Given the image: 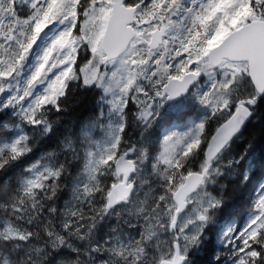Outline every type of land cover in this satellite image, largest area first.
I'll return each mask as SVG.
<instances>
[{"label": "snow or ice", "instance_id": "6c2138e0", "mask_svg": "<svg viewBox=\"0 0 264 264\" xmlns=\"http://www.w3.org/2000/svg\"><path fill=\"white\" fill-rule=\"evenodd\" d=\"M72 88L97 90L95 116L63 162L27 160ZM256 124L264 0H0V264H264ZM252 180L241 228L229 186L243 201Z\"/></svg>", "mask_w": 264, "mask_h": 264}, {"label": "trees", "instance_id": "16d2710c", "mask_svg": "<svg viewBox=\"0 0 264 264\" xmlns=\"http://www.w3.org/2000/svg\"><path fill=\"white\" fill-rule=\"evenodd\" d=\"M83 57L78 60L79 64L83 63ZM98 92L95 89L85 90L80 88H72L69 96L67 98L66 112H61L57 114L55 111L50 113L49 118L53 121L55 126V131L51 137L43 140L39 147L36 148L35 152L27 157V160H34L40 154L46 153L48 151H56L58 155L52 161L53 163H60L66 159V153L61 150L60 141L66 136L71 134L73 137L76 136L77 130L81 126L82 122L85 120L92 118L95 116L97 108H98ZM130 116L129 122L131 123ZM137 131L132 128L130 131L125 132V141L130 140V138L135 136ZM244 147L250 143L255 147L257 154L264 152V126L260 124H256L250 126L244 133ZM84 145L76 143L77 151L81 157L80 162L73 163L71 165L72 176H68L64 179V182L68 184L69 188L71 186L72 178L78 173L79 168L82 164ZM125 146V143H122L121 149ZM16 173H19V169L15 170ZM111 178H109L110 180ZM15 184V181H13ZM256 185V180H252L246 188L243 189L245 192L244 200L239 201V193L242 189L237 188L235 184L229 186V196L227 199L229 201H236V204L233 210L237 213L232 216V222H234L235 226L243 227L248 220V208L246 202L248 201L249 196L252 194V190ZM143 197V193L141 194V198ZM70 198L69 189L65 188L59 194V198L56 201L58 208H63L64 203L67 199ZM244 204V207H241V204ZM115 218L111 221H107L100 226L98 231V237H104L105 233L109 230V225H115ZM227 225L222 222L221 227H226ZM125 230H129L125 226ZM215 239V237H213ZM217 250H219V244L216 245ZM226 254V253H225Z\"/></svg>", "mask_w": 264, "mask_h": 264}, {"label": "rangeland", "instance_id": "374dc122", "mask_svg": "<svg viewBox=\"0 0 264 264\" xmlns=\"http://www.w3.org/2000/svg\"><path fill=\"white\" fill-rule=\"evenodd\" d=\"M130 119H132V117H131V115H130ZM179 127H181L180 125H179ZM135 129V128H134ZM136 130V129H135ZM137 131V130H136ZM94 137H95V139L96 140H99V141H103V139H104V136H103V134L101 133V132H94ZM130 140L133 142V143H135L136 142V138H134V137H132V138H130ZM126 142V141H125ZM86 147H88V145H84V150H85V148Z\"/></svg>", "mask_w": 264, "mask_h": 264}, {"label": "flooded vegetation", "instance_id": "af4514ba", "mask_svg": "<svg viewBox=\"0 0 264 264\" xmlns=\"http://www.w3.org/2000/svg\"><path fill=\"white\" fill-rule=\"evenodd\" d=\"M174 123L177 125V126H181V128L183 127V125L181 124V122L180 121H174Z\"/></svg>", "mask_w": 264, "mask_h": 264}]
</instances>
